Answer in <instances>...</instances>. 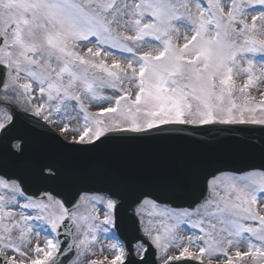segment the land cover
<instances>
[{"label":"snow or ice","instance_id":"1","mask_svg":"<svg viewBox=\"0 0 264 264\" xmlns=\"http://www.w3.org/2000/svg\"><path fill=\"white\" fill-rule=\"evenodd\" d=\"M0 264H264V0H0Z\"/></svg>","mask_w":264,"mask_h":264},{"label":"water","instance_id":"2","mask_svg":"<svg viewBox=\"0 0 264 264\" xmlns=\"http://www.w3.org/2000/svg\"><path fill=\"white\" fill-rule=\"evenodd\" d=\"M50 150L54 147L46 145ZM195 145L178 142H146L124 144L90 161H71L74 164L90 165L99 168H128L151 170L163 167L178 158L199 154Z\"/></svg>","mask_w":264,"mask_h":264}]
</instances>
